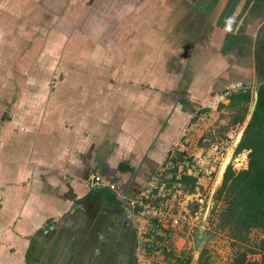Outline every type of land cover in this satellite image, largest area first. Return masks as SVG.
Segmentation results:
<instances>
[{
	"label": "crops",
	"instance_id": "0c3cea01",
	"mask_svg": "<svg viewBox=\"0 0 264 264\" xmlns=\"http://www.w3.org/2000/svg\"><path fill=\"white\" fill-rule=\"evenodd\" d=\"M5 1L11 10L15 0ZM154 2L156 13L162 3ZM28 4L34 10L28 18L9 10L10 27L0 21L6 31L30 26L27 33L4 32L12 43L0 48V264H142V256L150 264H169L165 252L173 244L176 251L177 239L183 244L188 235L180 236V230L172 240L165 229L161 236L154 233L156 223L143 232L138 211L126 199L143 198L175 151L201 159L203 153L185 137L195 86L182 75L188 57L204 55L189 41L191 48L183 51L154 23L137 19L133 31L120 27V37H112L114 48L99 49L107 55L119 50L111 57L116 63L107 64V56L99 67L115 75L92 82L83 96L63 68L41 61L65 45L68 23L48 11L57 3ZM130 13L120 24L133 20ZM203 20L196 23L199 29L208 26ZM18 41H25L26 49L19 50ZM217 51L213 56H226ZM92 173L101 174L105 185L88 188ZM110 184L119 190H110ZM201 188L208 189L203 180Z\"/></svg>",
	"mask_w": 264,
	"mask_h": 264
},
{
	"label": "rangeland",
	"instance_id": "374dc122",
	"mask_svg": "<svg viewBox=\"0 0 264 264\" xmlns=\"http://www.w3.org/2000/svg\"><path fill=\"white\" fill-rule=\"evenodd\" d=\"M154 1L157 2L159 0H55L57 3L55 8L48 9V11H55L53 12L55 14L54 17L62 18L61 21L68 23L67 28H65V45L62 48V52H58L59 55L57 52H51L45 58L42 57L41 61L43 64L51 67L60 66L63 68L68 74L69 80H72L74 86L76 84V86L80 87L76 91L84 96L92 91V82H107L109 81V76L113 77L115 75L114 72H109V74L102 69L100 70L99 67L105 64V58L107 56L109 57L107 64L111 65L112 62L116 63L117 60L112 61L111 57L114 55L117 56L119 50L115 52V49H113L107 55L103 51H99V49L114 48L112 47L113 44L111 41L113 38L120 37V27L131 32L137 27V19L141 18L144 22L148 20L152 22L151 24L154 23L153 25L162 31L161 34L167 37L166 41L169 42L171 38L174 45L178 46L181 43V46L184 48L183 51L191 48L188 41L191 45H194V48L196 44L195 49L198 48L197 52L201 51L204 56L195 58L194 53L192 55L193 61L191 60L192 58L188 57L189 60H186L183 66L186 69L192 65L190 66L192 70L188 71L187 68L186 72L182 75V80L190 81L195 86L194 97H191L193 98L191 105L193 110L192 126H190L185 137L188 136V142L191 143L193 141V146L203 153L201 159H194V161L197 162L196 167L199 166L196 169L197 172L199 175L202 174L200 180L206 182L208 189L204 190L200 187L197 193L205 198V202L207 199L210 208L198 203L200 207L196 212L197 214L191 215L190 212L193 204H197V202H192L190 200V194L184 193L183 191L184 196H177L171 200V203L178 206L181 213L185 210V215L188 216L187 212H189L190 217L186 218L192 224H196L199 227L196 228L195 233H190L189 228L191 224L183 228V233H179L180 236L187 234L188 237L184 240L183 244L181 237L179 240L177 239L179 245L177 244L175 248L179 255L181 252L192 255L193 262L196 264V260L198 261L204 249L209 250L213 264H229L234 259L236 251L241 250V248L235 246L225 232L216 229L218 221L215 220V215L211 213L215 204L213 196L221 186L220 184L223 180L224 171L227 169L226 167L233 165L236 170L248 167L249 152L236 155V149L250 120V115L242 126L235 127L229 125L230 113L226 109H219V104H228L229 100L227 96L234 90L246 87L254 92L264 82V55L260 57L256 56L260 53L256 52L260 31L264 30V10L263 7H260L258 11L252 12L253 14L256 12L255 15H250L249 12L254 7V2H251L249 8L245 10L247 0L241 1L231 23L236 21L238 16L245 10V14L240 18L236 31L240 27H243L245 34L251 38L252 46L250 52L238 55L229 54L221 59L213 55L219 53L217 48L220 52L223 50V43L229 32L227 29L231 28L230 22H228L227 29L219 23L220 14L222 13L219 9L226 5L224 2H227V0H221L212 14L207 13L208 15H203L206 12L201 10V5L195 0H161V10H156V13H153ZM13 2L10 10L5 5L7 2L0 0V15L3 14L0 17V21L3 23L6 21L7 25L9 22L12 23V19L8 16L7 11L14 12L18 17L26 13L27 18L34 11L33 9H29L31 4L25 6L27 0H15ZM80 2H82L81 5ZM52 6L54 5H50V7ZM189 7L194 13L189 10ZM197 7H199V11ZM123 11H126V15ZM128 13H130L129 18L133 20L124 22V25L120 24ZM247 13H249V16L246 15ZM203 18L204 23L208 24V26L207 28L203 26V28H200L202 30L199 31L200 29L196 23ZM29 27V25L27 28L25 26L14 25L6 31V26L1 24L2 39H0V48H4L11 42L10 40H5L6 38L3 37L4 32L27 33V31H30ZM199 39L201 40L200 42H198ZM16 44L19 50L26 49L25 46L27 44L25 41H18ZM205 50L207 55L204 53ZM210 52L212 54L211 58H209ZM183 55L179 54L180 57H183ZM36 63L39 64L38 60ZM259 65L261 66L259 67ZM190 71H193V76ZM118 77L121 78V75L118 74ZM118 77L116 75V79H119ZM233 85L236 87L232 88ZM94 89H99V86ZM182 93L187 95L184 91ZM201 102L208 103L201 105ZM203 108H208L210 111L199 114L197 118V112ZM221 127L227 128L223 131L225 137L219 134ZM214 131L218 138L217 141L211 142V136L206 137L207 135L205 133L208 132L207 134L214 135ZM189 132L194 133L192 138L189 136ZM211 217L213 218V223H211ZM196 222H201L200 226ZM197 231H205L213 234V237L207 241L206 245L202 246V250L200 251L196 249L195 245V234ZM251 237L252 241H257L261 237V234L255 231ZM249 257L252 260L261 259V255L259 254H250ZM141 260L142 264L151 263L149 258L144 256H142Z\"/></svg>",
	"mask_w": 264,
	"mask_h": 264
},
{
	"label": "trees",
	"instance_id": "16d2710c",
	"mask_svg": "<svg viewBox=\"0 0 264 264\" xmlns=\"http://www.w3.org/2000/svg\"><path fill=\"white\" fill-rule=\"evenodd\" d=\"M198 1L201 3L202 9L209 14H212L220 2V0ZM240 2L241 0H229L225 5L219 21L224 28L230 22ZM251 2H254V7L249 12L250 15H255L256 12L254 14L252 12L258 11L260 7H263L264 10V0H247L245 10L249 8ZM245 10L240 14L238 20L232 26L231 32L227 35L223 47L225 55L250 52L251 38L245 34L243 27L236 31ZM255 92L259 95L256 110L249 120L236 149V155L249 152L248 167L236 170L233 165H229L221 186L213 196L215 204L211 213L215 215V220L218 221L216 229L225 232L234 245L241 248V250L236 251L234 259L229 264H264V82L254 92L246 87L230 92L227 96L229 103H220L219 109H226L230 113L229 125L242 126L250 115L255 101ZM209 111L208 108L201 109L197 112L196 117L198 118L199 114L208 113ZM226 129L221 127L220 136L225 137L223 131ZM208 136H211V142L217 141L218 137L216 135L208 134L206 137ZM186 160L192 163V158L187 156L185 152L175 151L170 154L167 164L172 163L174 168L166 169L164 174L160 176V180L168 188L181 189L184 193L194 194L199 178L189 173L183 174L180 178L176 176L178 165ZM199 207L198 203H194L191 213L195 214ZM213 222L211 217V223ZM255 231L260 232L261 237L257 241H252L251 236ZM156 238L158 239V237ZM157 247L159 248V243L153 247H147V252L152 253L154 249H158ZM250 254H259L261 259L252 260L249 257ZM165 256L169 264L193 263V256L186 252L179 255L172 250L171 252H165ZM197 264H213L208 249L201 252Z\"/></svg>",
	"mask_w": 264,
	"mask_h": 264
},
{
	"label": "built area",
	"instance_id": "2783aa9c",
	"mask_svg": "<svg viewBox=\"0 0 264 264\" xmlns=\"http://www.w3.org/2000/svg\"><path fill=\"white\" fill-rule=\"evenodd\" d=\"M193 163V164H192ZM192 163L189 160L184 161L182 164L178 165V172L176 174L177 178H180L183 174L189 173L194 176H197L199 178L198 180V186L196 189V193L190 194V200L192 202H197L199 204H204L207 208H210L209 202L205 198L201 196V194L197 193L198 188L201 187V176L197 172L196 164L194 160H192ZM174 165L172 163H166L165 168H163V172H161V175L165 172L166 169H173ZM160 175V176H161ZM86 185L90 189H94L98 186H103L104 181L103 177L99 173H92L90 174L89 178L86 180ZM110 190L117 192L118 186L115 184L108 185ZM184 193L181 189H172L166 187L165 184H163L162 180H155L153 182V185H151L147 190H145L143 194V198L141 199H129L126 201L128 202L129 206L133 210H137V221L140 223H143L142 230L143 232L148 233V228L156 223L153 227L154 233L160 234L162 236V233L164 234L165 229H170L172 233L170 232V235L172 236V240L174 239V235L183 228H185L188 224L190 225V233H195L196 228H199L196 226V224H192L188 218L190 217V213L187 212L188 216L185 215V210H183V213L180 212L178 206L174 205V203H171V200L175 199L177 196H184ZM177 203V202H176ZM197 214V213H195ZM191 215H194L191 213ZM152 220H156V222H152ZM197 224H201V222H196ZM195 226V227H193ZM203 227V226H202ZM205 228V227H204ZM206 229V228H205ZM154 236V235H153ZM190 236V235H189ZM170 240V239H169ZM171 240V241H172ZM174 247V244H173ZM172 247V250H173Z\"/></svg>",
	"mask_w": 264,
	"mask_h": 264
},
{
	"label": "water",
	"instance_id": "95a60500",
	"mask_svg": "<svg viewBox=\"0 0 264 264\" xmlns=\"http://www.w3.org/2000/svg\"><path fill=\"white\" fill-rule=\"evenodd\" d=\"M258 93L255 92V101L254 104L251 108V112H250V119L252 118L255 110H256V106H257V101H258ZM226 172V171H225ZM224 172V174H225ZM224 178V175H223ZM99 189V188H98ZM105 189V188H104ZM213 237V234L207 233L205 231H197L195 234V245H196V249L198 251L202 250V246L206 245L207 241L210 240V238ZM196 262L198 263V261L196 260ZM192 264H196L195 262H193Z\"/></svg>",
	"mask_w": 264,
	"mask_h": 264
},
{
	"label": "flooded vegetation",
	"instance_id": "af4514ba",
	"mask_svg": "<svg viewBox=\"0 0 264 264\" xmlns=\"http://www.w3.org/2000/svg\"><path fill=\"white\" fill-rule=\"evenodd\" d=\"M221 1V0H220ZM229 0H227V2H228ZM242 1V0H241ZM227 2H224L225 4H227ZM219 4V3H218ZM239 4H241V2L239 3ZM218 6V5H217ZM216 6V7H217ZM239 6V5H238ZM216 7H215V9H216ZM225 7V6H224ZM224 7H222V8H220L219 10L222 12L223 11V9H224ZM238 8V7H237ZM235 13H236V10H235V12H234V14H233V16H232V18L230 19V23L232 22V20L234 19V16H235ZM249 13H247L246 15H248ZM222 15V13L220 14V16ZM240 16V15H239ZM239 16H238V18H239ZM238 18L236 19V21L238 20ZM236 21H234L233 23H231V28H228L227 29V26L225 27L226 29H227V31H229L228 32V34L231 32V30H232V26L236 23ZM242 25V24H241ZM238 27V26H237ZM241 28V27H240ZM237 29V28H236ZM224 46V45H223ZM256 52H260L258 55H256L257 57H260L261 55H264V30H262V31H260V35H259V38H258V41H257V45H256ZM226 55H229V54H226ZM261 65H259V67H260Z\"/></svg>",
	"mask_w": 264,
	"mask_h": 264
},
{
	"label": "clouds",
	"instance_id": "9594fccd",
	"mask_svg": "<svg viewBox=\"0 0 264 264\" xmlns=\"http://www.w3.org/2000/svg\"><path fill=\"white\" fill-rule=\"evenodd\" d=\"M97 188V187H96Z\"/></svg>",
	"mask_w": 264,
	"mask_h": 264
}]
</instances>
